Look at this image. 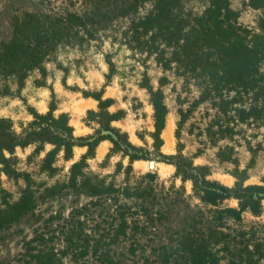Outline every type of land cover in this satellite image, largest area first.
<instances>
[{"label": "rangeland", "instance_id": "1", "mask_svg": "<svg viewBox=\"0 0 264 264\" xmlns=\"http://www.w3.org/2000/svg\"><path fill=\"white\" fill-rule=\"evenodd\" d=\"M119 1L100 0L101 7L94 9L89 0H0V41L10 38L14 21L25 13L69 12L85 19L80 32L83 38L59 44L44 63L45 75L32 70L20 90L11 78L0 81V117L8 118L13 130L20 132L33 118V112L45 113L52 106L54 115L67 114L74 136L91 135L100 125L88 110L98 111V101L92 94H100L102 99L112 98L108 112H120V119L111 125L126 132L133 145L151 151L153 156L150 90L160 87L167 107L160 134L163 154L178 155L193 166H207L208 178L228 187L236 181L232 174L235 166H248L244 183L260 184L264 176V107L259 118L254 115L264 94L259 93L255 100L251 94L243 95L231 88L215 90L206 78L185 72L174 61L165 68L155 50L159 39L152 40L151 32L137 31L152 3L122 0L125 7H121ZM179 1L186 16L201 14L209 4V0ZM229 6L238 24L264 37L261 9L249 6L248 0H229ZM260 68L264 72V60ZM160 78L165 79L163 83ZM4 83L9 86L7 93H2ZM168 129L171 146L165 150ZM103 143L105 148L100 153ZM38 146L40 149L35 150ZM111 146L108 140L99 142L94 156L86 159L85 171L115 187L127 181L131 186L139 185L147 194L145 198L131 200L119 191L116 202L86 188L68 187L50 193V187L68 180L70 165L86 153V146H74L72 158L67 160L60 151L52 174L41 167L51 144L17 146L13 154L4 150L10 162L7 169L0 163V209L15 202L24 190L32 193L36 203L31 211L0 228V264H38L37 254L51 250L67 264H103L101 253L110 256L111 262L106 264H185L176 251V238L186 233L203 238L212 229L224 233L215 248L224 244L230 247L219 251L215 264L237 261V250L244 245L252 248L256 240L262 239L264 244V200L259 216L245 209L239 220L225 213L218 218L220 209L238 208V200L231 197L217 207L202 203L193 194L192 181H182L175 174L174 163L156 158L132 161L127 179L129 155L110 152ZM146 173H153L154 179L144 177ZM119 204L128 218L140 214L138 226L144 229L136 233L128 229V235L120 237L117 244L103 245L110 239L108 232L115 226ZM145 214L149 215V223L145 222ZM69 228L74 232L75 250L63 253L67 245L63 236ZM100 235L103 241L96 245ZM131 243L136 248L134 254L128 252ZM164 247L168 248L166 252Z\"/></svg>", "mask_w": 264, "mask_h": 264}, {"label": "trees", "instance_id": "2", "mask_svg": "<svg viewBox=\"0 0 264 264\" xmlns=\"http://www.w3.org/2000/svg\"><path fill=\"white\" fill-rule=\"evenodd\" d=\"M89 1L94 9L101 7L100 0ZM119 2L121 7H125V1ZM134 2L152 3L151 9L141 17L137 31L141 29L139 33L151 32L152 40L159 39L160 42H157L155 50L159 54V62L165 68L171 67L170 63L174 61L175 65L182 67L185 72L206 78V83L210 82L215 90L231 88L243 95L251 94L255 100L259 99V93L264 94V72L260 68L264 60V37L236 22V13L230 8L229 0H209L203 12L195 16L184 15L179 0H135ZM248 5L254 9H261L264 18V0H248ZM84 25L85 19L77 13H25L22 18L14 21L10 38L7 41H0V81L11 78L20 90L32 70H38L45 75L44 63L56 47L62 43L77 42L82 39L80 32ZM164 80L160 78V83ZM8 90L9 86L4 83L2 93H7ZM92 96L98 101V111L88 110V114L97 119L100 127L91 135L74 136L67 114L54 115L52 106L45 113L33 112V118L20 132L13 130L8 118L0 117V163L7 169V164L10 162V157H5L4 150L13 154L17 146L49 143L52 148L45 153L41 167L52 174L56 171L53 163L60 151H63V158L67 160L72 158L74 146H86V153L70 165L68 180L61 186L50 187L48 189L50 193L68 187L86 188L92 193L107 196L109 199L111 197L116 202L119 191L120 195L131 200L145 198L147 194L139 185L131 186L127 181L124 186L115 187L112 183L91 177L85 171L88 166L86 159L94 156V150L100 141L108 140L112 144L110 152L122 151L129 155L126 176L134 160L156 158L174 163L175 174L180 176L182 181L187 179L192 181L193 194L202 203L217 207L231 197L238 200V208L224 207L220 209L218 218L221 213H225L239 220L245 209H249L255 216L261 215L264 176L260 184H245L248 178V166L243 169L235 166L232 174L236 181L232 187H228L215 179H209L207 166H193L192 162L186 163L178 155H167L160 151L163 144L160 134L165 126L167 114L160 87L150 90L154 119L153 156L151 151L133 145L126 132L111 125L112 121L120 119V112L107 111L112 98L102 99L100 94H92ZM263 105L264 101L260 107L255 106V118L261 116ZM38 149L40 146L35 150ZM144 177L153 180L154 174L146 173ZM35 201L30 191H22L15 202L0 209V228L31 211ZM117 208L115 226H112L111 232H108L109 241L103 245L117 244L120 237L128 235V229L131 233L144 229V226H138L140 214H137V218H133L134 216L128 218L123 205L119 204ZM145 215H147L145 222L149 223L150 220H147L150 219L149 215ZM73 234L71 228L64 233L63 239L67 245L63 253L75 250ZM222 235L223 232L218 233L213 229L203 238H195L188 233L181 234L176 238L177 248L179 247L176 251L181 253L180 256L184 258L185 264H215L219 251L230 249L228 244L215 248L214 245ZM101 236L96 240V245L103 241ZM82 240L83 246L87 249L85 240ZM261 240H256L252 248L244 245L241 250H237L239 259L230 264H264V244ZM135 250L131 243L129 254H134ZM163 250L166 252L168 248L164 247ZM36 257L39 259L38 264H67L62 262L53 250L39 252ZM100 259L103 264L111 262L108 253H101Z\"/></svg>", "mask_w": 264, "mask_h": 264}, {"label": "bare ground", "instance_id": "3", "mask_svg": "<svg viewBox=\"0 0 264 264\" xmlns=\"http://www.w3.org/2000/svg\"><path fill=\"white\" fill-rule=\"evenodd\" d=\"M165 150H169L170 149V146H171V137H170V130H166V134H165ZM104 143L99 147V152L102 153L104 151ZM137 165L140 167V168H143L144 167V164L143 163H137ZM164 170V167L161 168V171Z\"/></svg>", "mask_w": 264, "mask_h": 264}, {"label": "water", "instance_id": "4", "mask_svg": "<svg viewBox=\"0 0 264 264\" xmlns=\"http://www.w3.org/2000/svg\"><path fill=\"white\" fill-rule=\"evenodd\" d=\"M152 164H153L152 162H149L150 167H152Z\"/></svg>", "mask_w": 264, "mask_h": 264}, {"label": "crops", "instance_id": "5", "mask_svg": "<svg viewBox=\"0 0 264 264\" xmlns=\"http://www.w3.org/2000/svg\"><path fill=\"white\" fill-rule=\"evenodd\" d=\"M102 141H104V140H102ZM102 141H100V143H101Z\"/></svg>", "mask_w": 264, "mask_h": 264}]
</instances>
